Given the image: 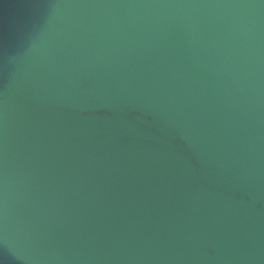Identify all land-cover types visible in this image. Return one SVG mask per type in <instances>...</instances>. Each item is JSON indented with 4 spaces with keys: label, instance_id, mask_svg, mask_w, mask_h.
<instances>
[{
    "label": "water",
    "instance_id": "95a60500",
    "mask_svg": "<svg viewBox=\"0 0 264 264\" xmlns=\"http://www.w3.org/2000/svg\"><path fill=\"white\" fill-rule=\"evenodd\" d=\"M0 264H264V0H0Z\"/></svg>",
    "mask_w": 264,
    "mask_h": 264
}]
</instances>
